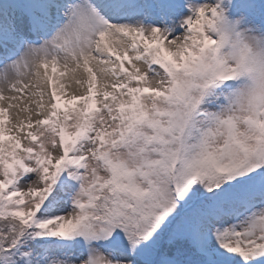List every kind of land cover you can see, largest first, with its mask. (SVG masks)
Returning a JSON list of instances; mask_svg holds the SVG:
<instances>
[{
    "label": "snow or ice",
    "instance_id": "1",
    "mask_svg": "<svg viewBox=\"0 0 264 264\" xmlns=\"http://www.w3.org/2000/svg\"><path fill=\"white\" fill-rule=\"evenodd\" d=\"M0 264H264V3L0 0Z\"/></svg>",
    "mask_w": 264,
    "mask_h": 264
},
{
    "label": "clouds",
    "instance_id": "2",
    "mask_svg": "<svg viewBox=\"0 0 264 264\" xmlns=\"http://www.w3.org/2000/svg\"><path fill=\"white\" fill-rule=\"evenodd\" d=\"M252 45H253V50L255 51V42L254 41L252 42ZM224 55L230 56V55H232V53L230 51H226V52H224Z\"/></svg>",
    "mask_w": 264,
    "mask_h": 264
}]
</instances>
